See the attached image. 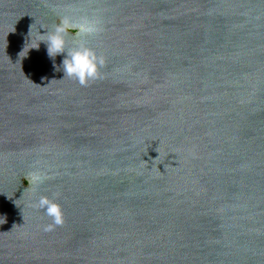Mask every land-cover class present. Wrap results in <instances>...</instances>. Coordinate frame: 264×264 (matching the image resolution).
<instances>
[{"label":"water","instance_id":"obj_1","mask_svg":"<svg viewBox=\"0 0 264 264\" xmlns=\"http://www.w3.org/2000/svg\"><path fill=\"white\" fill-rule=\"evenodd\" d=\"M64 14L87 86L20 56ZM0 264H264V0H0Z\"/></svg>","mask_w":264,"mask_h":264},{"label":"clouds","instance_id":"obj_2","mask_svg":"<svg viewBox=\"0 0 264 264\" xmlns=\"http://www.w3.org/2000/svg\"><path fill=\"white\" fill-rule=\"evenodd\" d=\"M46 29L47 32L45 34L39 32L37 42L28 47L32 43L30 31L31 40L20 53L21 57L26 56L22 55L26 48L28 54L30 49L38 50L40 43L44 42L47 55L53 61L54 70L62 69L64 78L73 79L81 86H87L90 82L100 78V69L106 62L105 57L89 46L87 42V37L98 35L102 31L101 23L97 18L87 15L74 18L70 14H64L52 29ZM72 29L75 30V35L80 36L81 39L69 46L67 37ZM58 55L64 56L60 66L55 64V58ZM45 179L46 177L40 173L34 172L30 174L29 186L35 190ZM55 195L59 196L58 193ZM33 206L43 210L51 218L52 222L45 226V231H50L54 226H62L65 223L63 207L57 199L40 196Z\"/></svg>","mask_w":264,"mask_h":264}]
</instances>
